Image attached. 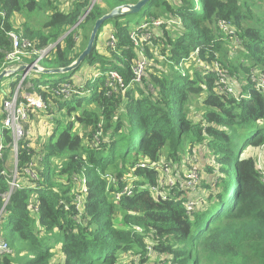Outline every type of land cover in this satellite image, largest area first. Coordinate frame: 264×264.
I'll list each match as a JSON object with an SVG mask.
<instances>
[{"label":"trees","instance_id":"obj_1","mask_svg":"<svg viewBox=\"0 0 264 264\" xmlns=\"http://www.w3.org/2000/svg\"><path fill=\"white\" fill-rule=\"evenodd\" d=\"M139 1L101 0L88 11L89 0H46L50 19L41 30H34L19 24H23L22 15L38 8V0H0V72L12 50L11 32L38 50L53 47L40 65L63 69L86 49L97 20ZM251 9L247 0H150L138 14L106 21L91 55L71 74L43 83L25 80L24 86L31 84L28 94L41 95L50 103L51 114L56 111L68 119L56 120L53 133L40 147L35 142L39 138L22 142L20 172L31 161L24 149L28 144L36 147L31 151L43 161L37 167V188L16 191L6 209L0 235L12 254L0 253V264L16 263L17 243L31 254L19 264H52L55 248L44 246L39 235L55 230L63 234L57 264H148L152 259L173 264H264V181L257 170V165L264 168V164L251 152L244 153L264 147V90L252 85L251 70L264 71V17L257 18ZM153 17L164 24L152 43L144 45L149 60L144 81L132 84L125 93L111 92L105 73L117 71L126 84L132 82L138 53L130 34L134 25ZM221 20L236 30L251 67L231 60L233 39L220 31ZM104 35L116 38L115 51L101 42ZM198 48L199 56L183 65L186 75L182 76L180 64ZM24 60L31 64L35 58ZM217 62L229 71L234 85L245 82L238 92L250 99L218 92L213 71ZM85 65L94 74L73 82ZM19 80L11 84L12 89ZM63 83L83 87V97L65 101L55 96L52 90ZM194 98L201 101L202 109L191 116ZM1 121L0 109V138L4 136L10 144L11 134L2 130ZM100 129L104 136L98 144L94 135ZM240 132L249 133L243 145ZM9 155L8 149L0 171ZM192 156L199 159L203 172L196 193L206 196L193 214L185 206L193 193L181 195L180 202L163 201L143 188L157 185L159 176L156 170L136 168L138 164L164 159L178 166ZM61 159L65 161L53 169L54 160ZM132 170L138 178L134 195L116 201L115 194ZM107 174L116 179L111 186L103 177ZM76 176L85 177L89 188L83 215L77 219L72 207ZM0 186L8 190L4 179ZM36 200L40 202L38 214L33 212ZM61 201L71 210L66 211ZM148 244L154 249L150 257Z\"/></svg>","mask_w":264,"mask_h":264},{"label":"built area","instance_id":"obj_2","mask_svg":"<svg viewBox=\"0 0 264 264\" xmlns=\"http://www.w3.org/2000/svg\"><path fill=\"white\" fill-rule=\"evenodd\" d=\"M91 4L95 0H89ZM94 5L88 9L93 7ZM4 17L5 14L1 13ZM84 18V17H83ZM172 23V22H171ZM177 23L180 24V21ZM164 22L160 19L150 18L147 21H143L138 24L135 29L131 31L130 39L137 50L138 59L132 66L133 79L130 84H126L117 71H109L106 74L107 86L111 89L113 93H125L129 90L130 86L134 83L141 84L146 76V69L149 65V60L146 56L145 44H151L157 30L161 28ZM220 31L226 36L233 39L231 41V46L233 50H238L242 48V40H240L236 30L232 25L221 20L219 22ZM11 43L12 50L6 54L5 61L2 66V70H7L9 76H17V80L20 78L19 83L14 89L8 91L7 95L0 99V109L2 115L1 128L3 131H7L11 134L12 141L7 144L6 138L3 136L0 138V161L4 157V153L9 149L10 155L3 165V170L0 171V183L1 179H4L7 184L8 190L2 191L0 186V230L3 217L6 215V209L11 202V198L16 191L23 190L25 188L36 189L39 183V175L36 170L38 166V161H43V158H37L31 151L32 145L28 144L24 149L31 156V161L26 165V167L20 172L19 161H20V151L22 147V142L30 139L31 136V123L32 116L41 117L40 113H47L51 108L49 103L43 100L41 96L24 94V82L26 78L33 73L31 70H27L24 73L19 71L20 67L24 65H31L32 67L42 68L40 66V61L48 54V49L38 50L33 46L32 42L21 38L14 32L8 34ZM107 46L115 51L117 48V40L113 35L108 38ZM200 49L196 51L189 57V59H184L180 64V71L182 76H185V71L182 69L185 63L194 61L200 54ZM35 58V61L31 64L25 62V58ZM213 71L217 74L219 93L235 97L238 100L250 99V95H242L238 92L236 85L228 70H225L217 62L214 63ZM101 76L100 74L95 77ZM16 80V81H17ZM252 85L257 91L264 90V71L252 70ZM153 91L152 87H150ZM75 89H80L78 86L72 83H63L58 85L52 91L55 96L62 98L65 101L71 99V97L76 94ZM108 95H112V93ZM84 91L80 92L79 95H83ZM104 136L103 130H98L94 135V141L96 143H101V139ZM12 164V169H10V164ZM136 168H146L150 170H156L159 176L157 185H145L144 189L149 190V192L154 196V198L166 200H173L175 202L183 201L181 195L184 193H193L190 201L185 203L187 207V213L193 214L198 203H201L206 196H202V193L198 195L196 192L199 190L201 185V179H203L202 168L199 164V159L196 156L190 157L188 160L183 161L181 165L176 166L171 161H166L161 159L155 163H140ZM258 172L262 175L264 181V168L259 164L257 165ZM108 180L109 186L116 182L113 175L107 174L103 176ZM138 181L136 173L132 170L131 174L124 181V186L115 194V200L120 201L123 197L133 196L134 189L136 188V182ZM75 191L73 193L72 207L76 211L77 218L82 217L86 199L89 195L88 181L85 177H75L74 179ZM196 193V194H195ZM185 196V195H184ZM60 204L70 211L71 208L66 201H61ZM40 211V202L36 200L33 204V212L38 214ZM137 231H141L137 228ZM148 254L147 257L153 254L154 249L152 244H148L147 247ZM0 253H10L11 248L6 240L0 235ZM156 256H159L156 254ZM140 259L136 260L139 262Z\"/></svg>","mask_w":264,"mask_h":264},{"label":"rangeland","instance_id":"obj_3","mask_svg":"<svg viewBox=\"0 0 264 264\" xmlns=\"http://www.w3.org/2000/svg\"><path fill=\"white\" fill-rule=\"evenodd\" d=\"M247 1L252 8L251 10H252L253 14H255V16L257 18H260L261 16L264 17V0H247ZM99 3H101V0H95L92 4L96 5ZM38 4H39L38 8L34 12H32L28 15H22V19H23L22 22H23V24L26 23V25H23V24L20 25L19 24V27L20 26H22V28L30 27L34 30H41L42 29L41 27H44L45 23H47L49 21L50 9H49V6L47 5L46 0H38ZM60 6L64 7V8L67 7V5H65V3L62 4V2H60ZM200 9H201V6H200ZM153 18H155V17H153ZM248 25H252V23L248 22ZM135 26L136 25H134L133 27H135ZM252 26H255V25H252ZM133 29H135V28H132V30ZM105 37H107V35H105ZM101 42H102V40H101ZM104 42L107 43L108 38H105ZM242 43H243V41H242ZM79 44H81V42H78V45ZM100 47L102 48V44L100 45ZM52 48L53 47H51L48 51H50ZM229 50L231 53V55H230L231 60H233L235 62H239L244 66L251 67V64H249V62L243 56V50L242 49H238V50L234 51L233 47H232ZM42 65H44V62H42ZM251 70H253V68ZM240 73H242V76L244 75L243 71H241ZM91 74L93 75L94 72H91L88 69V67L85 65L82 68L81 72L76 77H74L73 82H76L77 80L82 79V78L85 80L86 78H89L91 76ZM65 75H68V74H65ZM65 75H47V74H42V73L41 74L33 73L29 79L35 78V79L41 81V83H43L45 81L57 80V79L63 78ZM80 75H81V78H80ZM16 80H17V76H14V75L3 79V81L0 84V89H1V97L0 98L1 99L7 95L8 91L11 89V84L13 82H15ZM244 84H245V82L243 83L242 80L237 82L238 86H243ZM78 85L80 86L81 83H78ZM30 88H31V86L28 87V84H26V91L29 93H30ZM82 89H83V87H81L80 89H75L76 94H74L69 101L76 100V99L78 100L81 97H83L82 95H79V93L83 91ZM38 96H41V95L38 94ZM44 101H46V100H44ZM200 103H201V101L199 102L198 98H194L190 102L191 111L188 112V114L191 116H195L197 114V111L199 112L200 111L199 109H202L200 107L201 106ZM49 105H50V103H49ZM48 112L50 114H48V113L45 114V112L40 113L41 119H34L35 122L32 123L33 124L32 125V134H33L34 138H39L38 141H35L36 143H38L39 147L41 145H43L44 143H46V141L48 140V137L53 133V130H54L55 125H56L54 122H56V120L65 121L66 119H68V118L63 117L60 113H58L56 111H55L54 115L51 114L52 111L48 110ZM54 118H55V120H54ZM64 127H65V124L60 125V127L58 128L59 129L58 132L59 133L62 132L64 130ZM252 128H250V129H252ZM76 131L79 133L83 132V130L79 127H76ZM239 135H240V144L243 145L245 143L246 139L248 138L249 133L248 132L247 133L246 132H240ZM33 137L30 136V139H33ZM251 150H252V148L246 149L244 152L245 155L248 154L249 152H251L256 157L257 160H261V162L264 164V147H261L260 149H257V150L254 149L253 151H251ZM166 152L167 151L164 150V156H165ZM64 161H65V159H61L60 161L54 160L53 169H56L55 166L56 167L61 166V164ZM37 162L39 163L38 160H37ZM9 164L11 166L10 169H12V164L11 163H9ZM37 167L38 166H36V170H37ZM37 172H38V170H37ZM216 181H217V178H215L214 185H215ZM120 220H121V217L118 216L117 224L119 226H120V224H119ZM39 238L43 239V245L44 246L50 245V246L55 248L53 251L54 258L51 261L52 264L60 263L61 262V252H60L61 249H59V248H60L61 243L63 241V234H61L58 230H55L49 234H47L46 232H40ZM16 246L18 248V251L17 250L15 251L14 258L17 260V261H15L16 262L15 264H19L23 259L29 258L31 256V254L24 251L25 250L24 244L17 243ZM253 252H255V251L253 250ZM8 254H10V253H8ZM11 254H12V250H11ZM256 263H253V264H256ZM148 264H173V263H170L168 260H164V259L163 260H160V259L153 260L152 259L149 261Z\"/></svg>","mask_w":264,"mask_h":264},{"label":"water","instance_id":"obj_4","mask_svg":"<svg viewBox=\"0 0 264 264\" xmlns=\"http://www.w3.org/2000/svg\"><path fill=\"white\" fill-rule=\"evenodd\" d=\"M150 2V0H140L138 3L134 5H126L122 7H118L113 9L108 14L104 15L102 18L96 21L94 28L92 30L88 45L86 49L83 51V53L78 57V59L69 67L63 68V69H44V68H38L31 65H24L20 67L19 71L25 72L27 70H31L34 73L37 74H47V75H65V74H71L75 70H77L85 61V59L91 55L95 41L98 38V32L100 31L103 24L108 21L112 20L114 18H117L119 16L123 15H133L140 13L143 8ZM9 72L7 70H3L0 72V84L3 81L4 78H7L9 76Z\"/></svg>","mask_w":264,"mask_h":264},{"label":"crops","instance_id":"obj_5","mask_svg":"<svg viewBox=\"0 0 264 264\" xmlns=\"http://www.w3.org/2000/svg\"><path fill=\"white\" fill-rule=\"evenodd\" d=\"M105 38H107V37H105V35L102 36V43H103V44L106 43V42H104V39H105ZM84 73H85V72H84ZM32 74H33V73H31V75H29L26 79H29V78L32 76ZM80 78H81V75H80ZM30 86H31V84H28V87H30ZM236 88L238 89V91H240V86H238L237 84H236ZM11 89H12V88H11ZM11 89H10V90H11ZM10 90H9V91H10ZM23 93H24V94H28V92L26 91V85H25V87H24ZM34 119H41V117H39V116H32V123L35 122ZM32 123H31V136L33 137V134H32V125H33V124H32ZM33 139H35V138L33 137ZM32 146H33V145H32ZM33 147H34V146H33Z\"/></svg>","mask_w":264,"mask_h":264},{"label":"clouds","instance_id":"obj_6","mask_svg":"<svg viewBox=\"0 0 264 264\" xmlns=\"http://www.w3.org/2000/svg\"><path fill=\"white\" fill-rule=\"evenodd\" d=\"M241 49H242V48H241ZM27 64H29V63H27ZM40 66H41V65H40ZM41 67H42V66H41ZM42 68H43V67H42ZM1 72H2V71H1ZM21 73H24V72H21ZM33 73H34V72H33ZM24 87H25V86H24ZM83 95H84V93H83ZM83 95H82V96H83ZM0 99H1V98H0ZM68 101H69V100H68ZM222 208H223V207H222Z\"/></svg>","mask_w":264,"mask_h":264}]
</instances>
